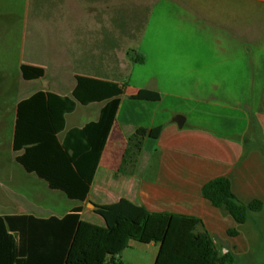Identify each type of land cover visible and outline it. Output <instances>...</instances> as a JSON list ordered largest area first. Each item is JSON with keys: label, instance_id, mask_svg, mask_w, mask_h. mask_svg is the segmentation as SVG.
Returning <instances> with one entry per match:
<instances>
[{"label": "crops", "instance_id": "0c3cea01", "mask_svg": "<svg viewBox=\"0 0 264 264\" xmlns=\"http://www.w3.org/2000/svg\"><path fill=\"white\" fill-rule=\"evenodd\" d=\"M8 1L17 3L20 9L4 11L2 5ZM7 16H13L17 24L14 54L0 51V73L7 75L5 83L12 96V150L18 104L35 93L44 91L70 97L76 87V76L127 84L128 88L121 98L88 200L77 201L79 204L71 206L69 202L76 200L50 189L45 181L27 173L17 163L19 154L13 150L10 161L3 166L7 174L4 184L0 182V202L15 214L0 216L63 218L73 209L83 207V218L85 213L96 214L94 211L98 206L127 199L150 213L199 218L203 223L199 231L208 232L214 238L215 235H228L236 222L229 213L204 198L202 189L205 184L217 178H229L240 202L249 204L255 199L264 202V68L250 71L248 74L252 78L248 76V82L236 87L233 66L235 36L228 33V25L218 24L221 33L214 35L211 42L209 89L214 105L225 112L213 113L209 128L191 125L192 117L184 112L162 111L163 101L155 105V102L130 98L141 89L156 90L143 85L130 86L124 81L134 71L137 59L134 54H127L126 63L108 61V58H117V54L120 57V49L109 46L107 43L111 39L102 33L86 34V0H0V17ZM99 23L100 26L103 24ZM5 42L9 47L10 39ZM23 65L42 68L45 78L25 80L21 72ZM87 65L94 68L86 70ZM201 68L195 63L189 71L195 75V89L201 84ZM111 74L115 76H108ZM260 76H263V84L256 82ZM44 79L48 80V89L44 86ZM31 83L41 85L27 94ZM236 90L241 91L237 99ZM95 104L101 105L95 119L98 121L105 104ZM80 106L83 105L78 104L76 111L66 116L67 126L68 118ZM178 115L185 118L182 128L176 122ZM158 127L162 128L161 136L145 140L134 170L127 167L125 172H120L128 139L141 128ZM68 131L62 138L63 133L59 136L60 141ZM91 205L95 206L94 209L90 208Z\"/></svg>", "mask_w": 264, "mask_h": 264}, {"label": "trees", "instance_id": "16d2710c", "mask_svg": "<svg viewBox=\"0 0 264 264\" xmlns=\"http://www.w3.org/2000/svg\"><path fill=\"white\" fill-rule=\"evenodd\" d=\"M137 54L131 50L130 54ZM144 57L136 62L143 63ZM27 81L45 78L42 68L23 65ZM128 85L76 76L72 96L40 91L18 104L13 150L27 173L34 174L71 200L86 202L97 175L112 127ZM133 100L160 102L159 92L141 89ZM104 103L98 121L66 131L67 115L78 104ZM162 128L139 129L128 139L120 172L134 170L147 138L158 139ZM202 194L214 207L229 213L239 225L249 212H261L264 202L255 199L243 204L229 178H217L204 185ZM84 208L73 209L63 218H36L29 215L0 216V264H123L122 253L130 242L159 245L155 264H236V256L219 251L208 232H200L199 218L150 213L144 207L122 199L98 206L94 211L106 226L83 220ZM236 237V229L228 231Z\"/></svg>", "mask_w": 264, "mask_h": 264}, {"label": "rangeland", "instance_id": "374dc122", "mask_svg": "<svg viewBox=\"0 0 264 264\" xmlns=\"http://www.w3.org/2000/svg\"><path fill=\"white\" fill-rule=\"evenodd\" d=\"M19 7L13 1L2 5L6 12H13ZM99 22L103 24L100 26ZM220 23L228 25V33L235 36L233 66L237 87L248 82V76L252 78L248 74L250 71L264 68V0H122L121 3L86 0V34L92 36L102 33L111 39L107 43L109 46L120 49V57L117 54V58H108V61L126 63L131 50L137 53L133 52L135 58H145L143 63L134 64L133 73L124 81L130 86L143 85L155 89L162 96V111L184 112L192 117L190 124L195 126L210 128L212 114L225 112L214 105L209 89L211 42L214 35L221 33L218 28ZM16 25L13 16L0 17V51L14 54ZM7 38L10 39L9 47L8 42H5ZM195 63L202 67L199 89L194 88L195 75L189 72ZM93 68L91 65L86 66L89 71ZM5 76L0 73V182L3 184L7 174L3 166L14 154L10 146L14 119L10 114L12 96ZM262 78L258 77L256 82L261 84ZM40 85L29 84L27 94ZM240 92L236 90V99ZM157 104L159 102H155ZM100 107L98 104L86 108L80 106L68 118L66 131L94 122ZM69 203L71 206L79 204L77 201ZM90 208L94 209L93 205ZM3 214L15 212L0 202V215ZM83 220L106 226L104 219L97 214L85 213ZM232 229H236L239 235L214 236L219 251L226 253L227 249L234 253L236 264H264V209L261 212H249L248 222L244 225L235 223ZM158 252L159 245L132 241L122 253V261L124 264H155Z\"/></svg>", "mask_w": 264, "mask_h": 264}, {"label": "water", "instance_id": "95a60500", "mask_svg": "<svg viewBox=\"0 0 264 264\" xmlns=\"http://www.w3.org/2000/svg\"><path fill=\"white\" fill-rule=\"evenodd\" d=\"M47 83H48V81L45 80V85H46ZM46 87H47V89H48V85H47ZM176 122L178 123L179 127L182 128V127L184 126V123H185V118L182 117V116H179V117H177ZM93 207H95V206H93Z\"/></svg>", "mask_w": 264, "mask_h": 264}]
</instances>
